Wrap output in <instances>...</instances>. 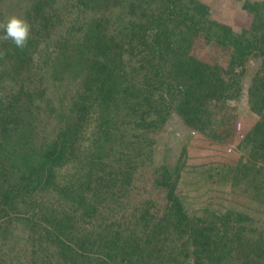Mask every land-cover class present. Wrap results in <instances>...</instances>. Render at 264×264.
Returning a JSON list of instances; mask_svg holds the SVG:
<instances>
[{"label": "trees", "instance_id": "16d2710c", "mask_svg": "<svg viewBox=\"0 0 264 264\" xmlns=\"http://www.w3.org/2000/svg\"><path fill=\"white\" fill-rule=\"evenodd\" d=\"M13 15L31 36L0 40V264H264V226L191 220L181 168L152 154L171 111L203 133L244 89L264 104V12L261 46L227 68L191 53L194 36L225 43L200 0H0ZM246 142L264 162V110Z\"/></svg>", "mask_w": 264, "mask_h": 264}, {"label": "rangeland", "instance_id": "374dc122", "mask_svg": "<svg viewBox=\"0 0 264 264\" xmlns=\"http://www.w3.org/2000/svg\"><path fill=\"white\" fill-rule=\"evenodd\" d=\"M200 1L210 10L211 24L225 43L194 36L190 47L195 57L227 68L235 53H252L261 46L258 26L264 0ZM240 60L244 61L238 57L237 61ZM257 63L259 60L253 57L246 62L242 84L250 85V73ZM238 70H241L239 65ZM246 93L244 89V96L231 104L214 105V129L207 128L203 133L194 130L171 111L167 123L157 131L152 154L156 161H166L170 168L177 165L181 168L176 194L193 221L205 211L218 215L231 211L252 218L255 225L264 226V196L256 190L264 181V162L250 160L251 151L246 142L260 120L264 104H249ZM25 242L17 239L13 245L24 252ZM28 252L24 253L30 261L33 256Z\"/></svg>", "mask_w": 264, "mask_h": 264}, {"label": "clouds", "instance_id": "9594fccd", "mask_svg": "<svg viewBox=\"0 0 264 264\" xmlns=\"http://www.w3.org/2000/svg\"><path fill=\"white\" fill-rule=\"evenodd\" d=\"M0 30H3L0 40L11 41L16 48L21 50L27 46L31 36V25L26 19L15 15L0 22ZM6 55V51H0V59H3Z\"/></svg>", "mask_w": 264, "mask_h": 264}]
</instances>
